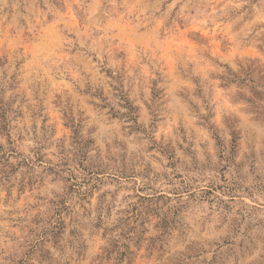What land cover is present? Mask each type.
<instances>
[{
	"label": "rangeland",
	"instance_id": "obj_1",
	"mask_svg": "<svg viewBox=\"0 0 264 264\" xmlns=\"http://www.w3.org/2000/svg\"><path fill=\"white\" fill-rule=\"evenodd\" d=\"M0 264H264V0H0Z\"/></svg>",
	"mask_w": 264,
	"mask_h": 264
}]
</instances>
